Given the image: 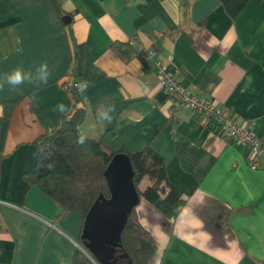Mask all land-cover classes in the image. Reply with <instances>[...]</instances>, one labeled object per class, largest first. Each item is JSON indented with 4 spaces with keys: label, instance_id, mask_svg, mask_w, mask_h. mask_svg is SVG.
Returning a JSON list of instances; mask_svg holds the SVG:
<instances>
[{
    "label": "crops",
    "instance_id": "obj_1",
    "mask_svg": "<svg viewBox=\"0 0 264 264\" xmlns=\"http://www.w3.org/2000/svg\"><path fill=\"white\" fill-rule=\"evenodd\" d=\"M156 42L182 85L253 123L257 168L245 145L171 110L156 69L135 54ZM43 62L50 75L37 86ZM18 66L33 83L0 90V264L73 263L82 216L22 176L35 141L71 108V75L87 83L83 135L111 130L127 154L150 146L181 192L172 219L144 201L135 208L155 243L149 264H263L264 0H0V77ZM110 104L109 123L100 113Z\"/></svg>",
    "mask_w": 264,
    "mask_h": 264
},
{
    "label": "trees",
    "instance_id": "obj_2",
    "mask_svg": "<svg viewBox=\"0 0 264 264\" xmlns=\"http://www.w3.org/2000/svg\"><path fill=\"white\" fill-rule=\"evenodd\" d=\"M153 49H158V42ZM127 50L130 51V48L126 46L125 50L118 49V53L127 57ZM135 54L145 60L142 51L136 50ZM76 77L71 75L62 83L72 101L70 110L58 126L46 131L35 141L36 162L22 176L28 185L37 187L58 202L64 212L79 213L84 218L100 194L109 197L103 172L111 158L122 152V149L120 135L111 130L99 138H88L81 132L80 122L85 106L83 93L73 86ZM81 136L84 138L83 143L79 142ZM128 155L139 203L146 202L166 219L174 218L184 201L181 192L168 180L159 154L146 146ZM144 181L145 186L140 189L139 185ZM135 208L128 215L120 246L114 254L118 258L114 264H149L154 254L155 243L140 223ZM79 245L84 248L80 237ZM72 264L99 263L93 256L89 257L82 249L77 248Z\"/></svg>",
    "mask_w": 264,
    "mask_h": 264
},
{
    "label": "water",
    "instance_id": "obj_3",
    "mask_svg": "<svg viewBox=\"0 0 264 264\" xmlns=\"http://www.w3.org/2000/svg\"><path fill=\"white\" fill-rule=\"evenodd\" d=\"M109 197L100 194L83 218L80 238L82 250L93 256L99 264H114V256L120 246L121 235L128 215L140 199L133 184V170L129 155L115 154L104 172Z\"/></svg>",
    "mask_w": 264,
    "mask_h": 264
},
{
    "label": "built area",
    "instance_id": "obj_4",
    "mask_svg": "<svg viewBox=\"0 0 264 264\" xmlns=\"http://www.w3.org/2000/svg\"><path fill=\"white\" fill-rule=\"evenodd\" d=\"M146 61L156 69L160 95L165 97L171 105L172 111L188 109L199 115L202 123L214 133L226 139L242 143L248 148V159L251 168H257L262 159L263 147L259 136L254 132L251 121L228 114H223L218 102L212 98H205L182 85L171 67L163 63L154 49L139 48ZM171 62V57L168 59ZM73 86L80 93H84L87 83L76 77ZM78 248L82 249L80 245Z\"/></svg>",
    "mask_w": 264,
    "mask_h": 264
},
{
    "label": "clouds",
    "instance_id": "obj_5",
    "mask_svg": "<svg viewBox=\"0 0 264 264\" xmlns=\"http://www.w3.org/2000/svg\"><path fill=\"white\" fill-rule=\"evenodd\" d=\"M50 75V72L48 71V65L46 62H43L40 64V74L37 77L39 84H36L39 86L40 84H46L48 77ZM25 82L33 83L31 73H26L22 70L21 67L14 68L11 72L3 74L2 77H0V90H3L5 87V84L12 88H16ZM61 110H62V106ZM115 111V105L110 104L106 111H103L100 113V116L104 121L111 122L112 115L111 113ZM83 137H80L79 142L83 143Z\"/></svg>",
    "mask_w": 264,
    "mask_h": 264
},
{
    "label": "rangeland",
    "instance_id": "obj_6",
    "mask_svg": "<svg viewBox=\"0 0 264 264\" xmlns=\"http://www.w3.org/2000/svg\"><path fill=\"white\" fill-rule=\"evenodd\" d=\"M144 186H145V183H143V182L139 185L140 189H143Z\"/></svg>",
    "mask_w": 264,
    "mask_h": 264
}]
</instances>
